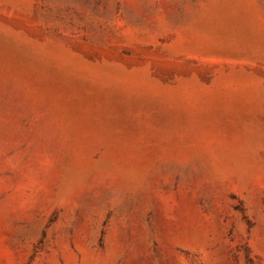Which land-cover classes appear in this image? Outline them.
I'll return each mask as SVG.
<instances>
[{
	"label": "rangeland",
	"instance_id": "rangeland-1",
	"mask_svg": "<svg viewBox=\"0 0 264 264\" xmlns=\"http://www.w3.org/2000/svg\"><path fill=\"white\" fill-rule=\"evenodd\" d=\"M0 264H264V0H0Z\"/></svg>",
	"mask_w": 264,
	"mask_h": 264
}]
</instances>
